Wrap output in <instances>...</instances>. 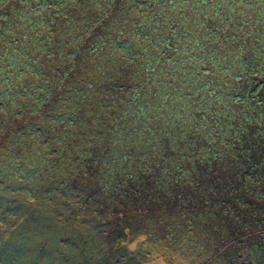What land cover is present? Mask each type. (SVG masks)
Segmentation results:
<instances>
[{
    "label": "trees",
    "instance_id": "obj_1",
    "mask_svg": "<svg viewBox=\"0 0 264 264\" xmlns=\"http://www.w3.org/2000/svg\"><path fill=\"white\" fill-rule=\"evenodd\" d=\"M9 235L27 264H264V0H0Z\"/></svg>",
    "mask_w": 264,
    "mask_h": 264
},
{
    "label": "rangeland",
    "instance_id": "obj_2",
    "mask_svg": "<svg viewBox=\"0 0 264 264\" xmlns=\"http://www.w3.org/2000/svg\"><path fill=\"white\" fill-rule=\"evenodd\" d=\"M48 213H49V211L43 212L40 215L41 218H43L44 216L47 217L49 215L50 217L55 219L54 215H51ZM232 221H234V220H232ZM188 227L190 228L189 225H188ZM74 229H75V231H79L82 234V232L79 230V227H76V226L69 228L67 233L69 234L70 238L73 235H74V237L79 238L80 236H78V237L75 236L76 232H74V231L72 232V230H74ZM174 233H175V231L173 232V235H174ZM170 236L172 237L171 232H170ZM18 238H19V235L18 236L9 235L4 240L0 241V249H1L0 251L3 254V257L0 258V264H27V259H29V260L34 259L35 255H31V254L27 255V249H23L21 251V253L17 252V249L21 246L20 245L21 241L19 239H22V238H19V239ZM144 238H145L144 235L139 236L138 239H136L131 244V247L134 248L137 245L138 240H142ZM205 239H203V242H205L204 241ZM154 241L155 240L152 241L153 242L152 246L155 248L154 252L157 251V253H153L150 257L151 259L148 262L143 263V264H192L191 263L192 257H190L188 254H183V253L179 252L178 251L179 249L177 247L170 246V243H166L163 241L162 242L159 241L157 243V245H153ZM36 243H37V241H36ZM90 244L92 247H94L93 245H95L93 240L90 241ZM29 245H32V243H30ZM39 247L41 249L47 250L46 249L47 245H43V246H39ZM247 251L248 250H246V249H243V251H241L240 258L238 260L239 261L238 264H251L252 263L250 256H249ZM55 252H57V251H47L48 261H47L46 257H44L42 260L41 259L34 260L33 264H50L49 256ZM84 258L87 259L88 255L85 254Z\"/></svg>",
    "mask_w": 264,
    "mask_h": 264
}]
</instances>
